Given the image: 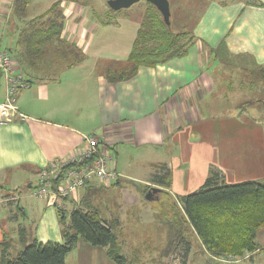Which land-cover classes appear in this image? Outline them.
<instances>
[{
	"label": "crops",
	"instance_id": "1",
	"mask_svg": "<svg viewBox=\"0 0 264 264\" xmlns=\"http://www.w3.org/2000/svg\"><path fill=\"white\" fill-rule=\"evenodd\" d=\"M14 1L0 0V49L11 51L28 88L16 98L23 117L0 125V262L5 255L15 257L33 241L63 243L57 209L33 192L42 169L82 153L84 137L95 135L100 147L113 152L121 178L111 184L94 180L77 190L65 202L66 223L76 208L95 212L111 226L120 253L144 225L162 231L165 240L169 230L177 239L176 228L181 230V225H173L169 206L177 205L180 216L179 197L197 191L212 167L226 183L264 181V123L260 122L264 119L259 104L249 108L251 117L245 114L237 119L204 118L198 107L211 89L205 76L214 63L204 52L224 44L225 56L264 65V0L256 4L209 1L193 29L196 42L185 56L153 68L140 67L133 78L117 83L107 81L105 65L99 62L110 63V70L125 63L138 21L118 18L101 23L95 18L93 22L81 19L82 6L74 5L63 12L68 24L64 23L67 27L59 40L47 46L44 60H36L28 69L14 56L20 49L18 36L29 22L15 16ZM72 16L81 21L65 20ZM4 38L9 44L6 49L1 47ZM55 44L62 49L56 52ZM71 48L81 59L70 67ZM0 89L3 102L6 85L1 73ZM224 92L219 105L227 104ZM129 146L136 148L135 154L129 153ZM167 173L170 186L165 188L161 179ZM151 187L160 190L153 194V205L140 197L141 188ZM127 194L132 198L129 202ZM161 222H167L162 229ZM184 238L190 249L186 264H264V227L256 233L259 249L245 252L237 263L208 254L190 229ZM175 244L165 243V251H156L154 264L156 259L166 264ZM201 257L207 260L201 262ZM65 264L116 263L105 249L79 239ZM173 264H180L179 256Z\"/></svg>",
	"mask_w": 264,
	"mask_h": 264
},
{
	"label": "trees",
	"instance_id": "2",
	"mask_svg": "<svg viewBox=\"0 0 264 264\" xmlns=\"http://www.w3.org/2000/svg\"><path fill=\"white\" fill-rule=\"evenodd\" d=\"M28 1H14V14L19 19L25 17ZM145 4L146 9L139 20V28L124 68L120 67L115 70L106 68L104 71L105 77L110 83L133 78L140 67L153 68L158 64L181 58L188 53V50L196 42L193 29L198 20L192 26H187L186 18H180L177 15L174 20H170V27H167L156 9L148 3ZM110 12L114 18L119 14V11L110 10ZM175 22L178 31L174 30ZM64 23L59 2L53 3L46 13L30 20L18 36L17 42L20 49L14 52V56L19 63L31 69L36 65V60H44L47 54V46L52 41L59 40ZM62 47L58 44L53 46L56 52ZM7 51L11 53L9 49ZM70 53L77 56V58L69 57L70 65L68 66L71 67L81 58L78 59L79 54L73 48H71ZM223 54H226V49L224 44H221L216 50L210 51V60H214V64H217L220 55ZM244 70L246 71V69ZM246 75H248V95L247 99L245 98L240 103L238 118L245 115L249 108L257 103L259 107L264 106V65L255 66ZM243 77L246 76L243 75ZM239 83L241 84L239 87L242 88L244 81ZM221 85L230 91L234 90L231 82L221 80L217 87L220 88ZM256 92L259 94L256 95ZM251 119L257 120L254 117ZM163 178L161 182L165 188H168L170 186L169 173ZM179 203L181 204L180 216L176 214V212L178 213L177 205L173 203L169 206L171 212L168 214L172 215L173 225L178 226L177 220L184 225L186 224L187 226L185 225L183 230L184 234L187 233L188 229L194 232L201 246L211 256L232 255L240 257L245 252H254L259 249L255 238L257 231L264 227V181L250 180L235 184L226 183L221 173L212 167L203 185L197 191L179 197ZM56 212L61 225L63 243L48 242L42 244L33 241L15 257L3 256V261L0 263L65 264L66 256L75 249L78 240L82 239L93 247L105 249L107 255L116 264H138L136 253L133 254L132 258L120 253L111 226L95 212L76 208L69 214L67 223L64 211L56 210ZM177 240L178 242L171 251L179 254L180 264H186L190 251L189 241L184 236L180 240L178 237Z\"/></svg>",
	"mask_w": 264,
	"mask_h": 264
},
{
	"label": "rangeland",
	"instance_id": "3",
	"mask_svg": "<svg viewBox=\"0 0 264 264\" xmlns=\"http://www.w3.org/2000/svg\"><path fill=\"white\" fill-rule=\"evenodd\" d=\"M212 0H169L170 3V11H172L171 15V20L177 15H179L180 18H186L187 26H192L203 14V12L206 9L207 3ZM221 2H233V1H239V0H220ZM248 2V0H245ZM28 5L25 8V19H21L22 21H30L35 19L37 16H40L48 11V9L52 6L53 3L59 2L60 3V10L62 12L68 10H73L72 7L74 5L76 8H79V6H82L81 8V19H89V21L95 22L94 20H99L101 23H114L118 18H128V19H134L139 22L141 17L143 16V13L146 9V4L145 2H139L134 4L128 9L120 10L119 14L114 18L110 12L111 9L107 6V0H29ZM184 6V7H183ZM84 7V8H83ZM66 9V10H65ZM88 12V15L85 14ZM74 17V18H73ZM70 18V17H69ZM65 18L67 21H72V22H78L81 21L78 19L76 16H72L71 19ZM96 18V19H95ZM74 20V21H73ZM96 20V22H97ZM43 21V19H42ZM37 22V21H36ZM28 23V22H27ZM35 23V22H34ZM67 22H65L66 24ZM68 24V23H67ZM66 24V25H67ZM176 22L174 23L173 27L175 31H178V27L175 26ZM65 25H63L64 28ZM67 26H65L66 28ZM4 32V31H3ZM7 38V37H6ZM4 38L2 41L1 47L3 49H6L8 47V41L7 39ZM6 39V40H5ZM210 51L204 52V55L209 54ZM71 58H77V56H74L73 54L69 55ZM99 65H105V68H109L111 66L110 63H101L99 62ZM125 63H121L118 65L119 69L120 67L124 68ZM207 71H211L210 74H207L205 76L206 81L210 85L211 89L208 91L206 90V99L205 101L202 100L199 103V108H200V113L201 116L204 118L208 116H212L213 118L219 119V118H238V109L240 106V103L242 100H240L241 97H244L248 93V75L249 71L255 67L247 58H233L230 57L229 55L225 56L220 55L219 63L214 64L210 63L208 65ZM215 66V69H213ZM75 69H80V68H75ZM82 70H86L84 68H81ZM246 69V71L244 70ZM73 70V69H72ZM213 70V71H212ZM246 74H245V73ZM243 75L246 77L244 78ZM43 79V78H41ZM47 77H44L43 80H47ZM27 80L32 82L33 79L31 77H27ZM227 81L231 82L234 90L230 91L228 90L227 87L225 86H220V88L216 89V85L219 84L220 81ZM244 81L243 87L240 88L239 85H241L239 82ZM225 91L226 93V101L225 105H219L221 100V95L223 94L222 92ZM0 94H1V89H0ZM264 96V93H263ZM262 97V96H261ZM263 100V99H262ZM198 101V102H199ZM264 101V100H263ZM260 116L261 118L264 119V106L260 107ZM245 114H249L248 116L251 117V112L248 111ZM244 116V115H243ZM260 122L264 123V120H260ZM135 149L129 146V153L130 154H135ZM120 174V173H119ZM122 176V174H121ZM121 178V177H120ZM134 185L138 186V182L132 181ZM144 188V187H143ZM141 188V195H143V198L147 194V192L150 190L149 189H143ZM154 188V187H151ZM145 190V191H144ZM143 191V192H142ZM130 194H127L126 196V201L129 202L131 201ZM153 200L154 197L152 195V202L153 205ZM178 223H180L181 230H178L176 228V233L179 232V240L182 236H185L184 234V224L181 223V221L177 220ZM167 224V222H161V229L164 228V226ZM143 231L137 232L136 237L133 238L132 242L128 243L127 246H123L121 254L127 255L128 257L132 258V253H136V258L138 264H154V257L153 255L157 252H163L165 251V246L164 244L167 243L169 244H175L178 242V238H174L171 236L170 230H169V235L167 239L165 240L164 238V233L156 228H153V225L151 226H146L144 225L142 227ZM128 235V233H126ZM161 236V237H160ZM8 241V240H7ZM191 242V241H190ZM193 242V241H192ZM10 242L8 241L7 244ZM176 245V244H175ZM173 249V248H172ZM132 250H135L131 252ZM178 250H181V248H178ZM133 253V254H134ZM157 254V253H156ZM179 256L178 253L174 251H170V253L167 255V261L166 264H173L174 259ZM156 257V256H155ZM204 259L203 257H201ZM157 263L155 264H161L158 259ZM207 260L204 259L205 262ZM208 264H213V262L208 261Z\"/></svg>",
	"mask_w": 264,
	"mask_h": 264
},
{
	"label": "built area",
	"instance_id": "4",
	"mask_svg": "<svg viewBox=\"0 0 264 264\" xmlns=\"http://www.w3.org/2000/svg\"><path fill=\"white\" fill-rule=\"evenodd\" d=\"M0 73L6 85V97L0 102V125L10 123L14 118H22L17 111L18 93L28 88L22 72L12 56L0 49ZM85 147L80 155L57 160L39 174V185L34 189V196L65 210V202L86 184L97 180L111 184L118 180L113 152L100 147L95 135L84 137ZM1 201V199H0ZM241 257L222 256L223 262H238Z\"/></svg>",
	"mask_w": 264,
	"mask_h": 264
},
{
	"label": "water",
	"instance_id": "5",
	"mask_svg": "<svg viewBox=\"0 0 264 264\" xmlns=\"http://www.w3.org/2000/svg\"><path fill=\"white\" fill-rule=\"evenodd\" d=\"M145 2L153 6L160 14L162 21L167 27H170L171 11L169 0H107V6L111 11L118 12L120 10L128 9L136 3ZM250 4H256V0H248ZM160 192L157 188H151L144 199L146 201L152 200V195Z\"/></svg>",
	"mask_w": 264,
	"mask_h": 264
}]
</instances>
